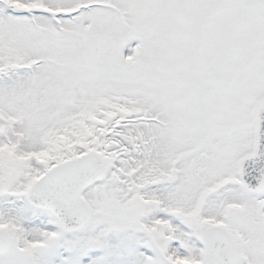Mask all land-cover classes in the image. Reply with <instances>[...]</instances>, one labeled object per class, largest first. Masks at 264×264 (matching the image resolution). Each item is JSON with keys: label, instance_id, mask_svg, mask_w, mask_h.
Returning <instances> with one entry per match:
<instances>
[{"label": "snow or ice", "instance_id": "6c2138e0", "mask_svg": "<svg viewBox=\"0 0 264 264\" xmlns=\"http://www.w3.org/2000/svg\"><path fill=\"white\" fill-rule=\"evenodd\" d=\"M0 264H264V0H0Z\"/></svg>", "mask_w": 264, "mask_h": 264}]
</instances>
